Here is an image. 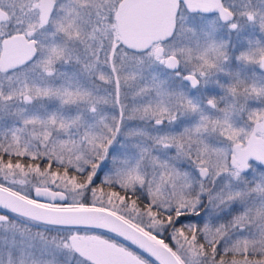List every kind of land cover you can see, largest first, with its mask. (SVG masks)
<instances>
[{"label": "snow or ice", "instance_id": "obj_1", "mask_svg": "<svg viewBox=\"0 0 264 264\" xmlns=\"http://www.w3.org/2000/svg\"><path fill=\"white\" fill-rule=\"evenodd\" d=\"M0 264H264V0H0Z\"/></svg>", "mask_w": 264, "mask_h": 264}]
</instances>
